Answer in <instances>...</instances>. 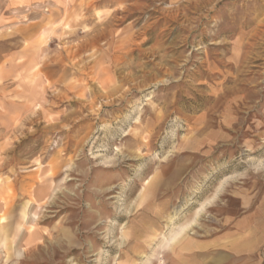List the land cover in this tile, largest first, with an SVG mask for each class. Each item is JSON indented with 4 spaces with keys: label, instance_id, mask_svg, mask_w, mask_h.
<instances>
[{
    "label": "rangeland",
    "instance_id": "obj_1",
    "mask_svg": "<svg viewBox=\"0 0 264 264\" xmlns=\"http://www.w3.org/2000/svg\"><path fill=\"white\" fill-rule=\"evenodd\" d=\"M0 85V264L121 263L264 196V0H0Z\"/></svg>",
    "mask_w": 264,
    "mask_h": 264
},
{
    "label": "crops",
    "instance_id": "obj_2",
    "mask_svg": "<svg viewBox=\"0 0 264 264\" xmlns=\"http://www.w3.org/2000/svg\"><path fill=\"white\" fill-rule=\"evenodd\" d=\"M144 241L143 250L117 264H264V196L241 192L236 211L225 210L222 217L211 218L206 228L186 232L176 245L165 246L162 236ZM153 242L150 251L146 246Z\"/></svg>",
    "mask_w": 264,
    "mask_h": 264
},
{
    "label": "bare ground",
    "instance_id": "obj_3",
    "mask_svg": "<svg viewBox=\"0 0 264 264\" xmlns=\"http://www.w3.org/2000/svg\"><path fill=\"white\" fill-rule=\"evenodd\" d=\"M204 207H205V203H199V208L196 210L195 213L198 215L204 209ZM178 214H179V211L177 210L174 215H172V216L169 217L168 223L169 224H173V221L176 219V217H177ZM190 222H193V221H190ZM191 226H192V224H183V225L181 224L179 226L177 225L174 228V230H172V232L169 234V236H167L168 235L167 233L162 232V233H164L162 235V237L164 238V241H166V245L165 246H168L169 247V246H172L173 244L176 245L175 243L179 239V237L181 235L185 234L190 229Z\"/></svg>",
    "mask_w": 264,
    "mask_h": 264
}]
</instances>
